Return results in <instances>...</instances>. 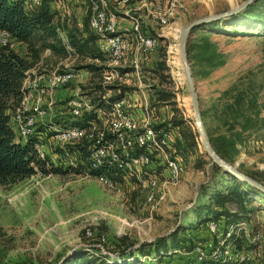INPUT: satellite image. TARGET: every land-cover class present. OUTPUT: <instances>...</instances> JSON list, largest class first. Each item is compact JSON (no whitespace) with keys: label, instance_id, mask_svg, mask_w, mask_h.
I'll list each match as a JSON object with an SVG mask.
<instances>
[{"label":"rangeland","instance_id":"rangeland-1","mask_svg":"<svg viewBox=\"0 0 264 264\" xmlns=\"http://www.w3.org/2000/svg\"><path fill=\"white\" fill-rule=\"evenodd\" d=\"M148 1L153 4L174 1L175 12L164 28L158 31L152 20V5L141 6L138 3L131 8L132 15L123 16L128 21L130 17L142 19L145 29L159 35V45L140 74H125L120 78L114 73L115 79L111 83L116 87L105 92L111 96L120 91L121 85L131 86L130 98L133 101L147 100L159 120L170 122L175 127L173 119L178 116L185 120L182 128L196 132L195 123L189 119L194 109L179 51L181 27L200 16L223 11L244 0ZM51 4L59 13L56 0ZM78 4L83 7L82 12L77 11ZM60 8L65 9L62 10L65 18H70L69 26L83 23L91 10L89 0H72ZM225 22L222 19L219 24L206 26L207 30L199 28L191 33L197 40L208 34L225 54V64L209 75L194 74L202 119L206 121L205 127L208 125L214 134L228 132L224 123L226 115L223 108L227 102L224 90L231 85L256 92L259 115L264 117L262 36L241 33L239 30H244L243 26L234 27ZM210 27L215 30L210 31ZM15 49L22 55L30 56L27 43H16ZM162 60H165L168 69L158 68V62ZM85 61L82 57L68 58L45 50L34 67L38 72H51L59 71L67 64L81 65ZM190 63L193 71L192 61ZM157 68L160 73L155 71ZM197 68L205 70L208 65ZM92 77L91 72L83 71L79 84L85 96H89V91L102 81L99 76L93 80ZM144 90L147 95H143ZM160 90L171 91L175 97L158 101L156 96ZM65 93L64 89L61 90L58 97ZM253 112L252 108L248 111ZM11 124L17 138L26 142L25 138H20L15 123L11 121ZM238 130H241L240 126L234 132ZM238 148L239 153L233 163L246 173L264 171V120L244 131V139L238 143ZM181 155L187 164V171L177 183L169 184L170 193L158 206H153L148 200V188L143 184L122 182L121 189H118L107 186L91 171H68L56 165L62 169L58 173L39 170L17 182L7 185L0 183V264H61L80 250L113 261L140 258L143 264H193L195 254L184 252L189 251L186 249L159 256L154 251L150 255H143L139 248L142 243H147L143 249L149 250V242L167 237L178 225L187 227L198 223V206L207 202L215 188H224L229 183L224 169L212 163L202 141L195 153ZM201 159L207 160V163L199 167ZM260 191L249 205L251 210L246 218L264 232V193ZM230 206L233 210L237 209L234 203ZM206 228L203 225L199 230L198 239L212 237ZM89 229L92 230L91 235L87 232ZM262 253L259 264H264V249ZM163 256L167 261L161 262Z\"/></svg>","mask_w":264,"mask_h":264},{"label":"built area","instance_id":"built-area-1","mask_svg":"<svg viewBox=\"0 0 264 264\" xmlns=\"http://www.w3.org/2000/svg\"><path fill=\"white\" fill-rule=\"evenodd\" d=\"M70 1L56 0L61 22L70 21L62 11L65 9L60 8ZM40 2L28 0L27 7ZM89 2V26L98 36L100 51L111 58L108 61L111 67L105 68L99 76L102 78L100 84L104 87L112 84L114 73L120 78L125 74H140L159 45V35L145 29L143 20L137 17H130V28L121 29V14L132 15L131 0ZM174 5V1L153 5L151 13L157 31L169 22L175 12ZM58 31L68 51L67 57H80L69 43L66 29L59 25ZM16 43L9 30L0 28V45L15 47ZM46 51L51 52L49 48ZM94 60L102 63L91 58L85 62ZM81 65L67 64L51 72H38L34 66L30 68L23 80L22 99L11 110L10 123H15L21 139L34 142L39 156L49 165L68 171L103 170L97 174L100 181L118 189L122 182L143 184L148 188V200L158 206L169 195V184L177 183L187 171L186 162L175 148L178 127L170 122L159 125L163 121L154 116L148 101H133L130 93L113 101L101 91V98L95 101L85 96L79 83L83 71L91 70ZM121 67L127 69L122 73ZM63 89L66 93L58 97ZM143 95H147L146 90ZM105 171L118 173L121 179H114ZM253 225L247 218L228 223L211 219L206 229L212 237L195 239L192 249L184 252H194L193 264H259L264 232ZM87 232L92 234L90 229Z\"/></svg>","mask_w":264,"mask_h":264},{"label":"trees","instance_id":"trees-1","mask_svg":"<svg viewBox=\"0 0 264 264\" xmlns=\"http://www.w3.org/2000/svg\"><path fill=\"white\" fill-rule=\"evenodd\" d=\"M27 1L0 0V28L9 30L17 43H27L30 50V56H28L22 55L15 47L0 45V183L5 185L17 182L39 170L45 173H58L62 170L54 165H49L45 159L41 158L34 142H24L17 138L10 123L11 110L20 103L23 96L22 85L27 71L40 59L42 52L49 48L53 53L68 55L66 46L59 35L58 26L62 25L66 29L69 43L73 46L74 52L78 53L80 57L85 60L87 58L98 59L102 62L98 63L94 60L81 65L91 70L92 80L96 76H102L105 68L111 67L108 64L111 59L110 56L100 51L97 42L98 36L89 26L90 12H88L82 25L75 23L69 26L67 20L61 22L59 16H57L58 13L51 4L53 0H41L39 4L31 8L27 7ZM222 19L226 20V25L243 26L244 30H239L241 33L262 36V53L264 56V0H254L232 15L200 24L192 32L199 28L207 30L208 27L206 28V26L219 24ZM214 30L213 27H210V31ZM187 55L193 63V74L200 76L209 75L215 68L224 65L226 62L223 50L218 47L216 41L210 39L208 34H205L200 40L194 39L190 34L187 42ZM203 64H207L208 68L205 70L197 68ZM171 66L173 67L172 64ZM158 68L166 70L169 67L165 60H162L158 62ZM158 68L155 71L160 73L161 71ZM126 69L121 67L120 70L123 73ZM115 87L116 84H107L104 87L98 83L89 91V96L93 101L98 100L101 98V92ZM131 90V86L121 85L120 91L111 95L110 100L122 98ZM224 94L227 96V102L223 108L226 115L224 123L227 125L228 132L214 134L210 131L208 125L206 129L216 152L226 160L233 162L239 153L238 143L244 139V131L258 125L264 120V117L259 115L256 92H250L248 89L231 85L224 90ZM156 97L158 101L169 100L175 97V94L171 91L160 90ZM250 108L254 109L253 114L248 113ZM202 114L204 116L203 111ZM189 119L196 125L193 116H190ZM184 122L185 120L178 116L173 119L175 126H181L175 148L180 155H192L198 149L201 136L198 129L194 132L192 129L182 128ZM165 123L167 122L159 123V125ZM204 123L206 126V121ZM238 126L241 130L234 132ZM205 163H207V160L201 159L198 166L201 167ZM214 165L217 164L214 163ZM100 172L104 171H92L96 175ZM223 172L226 175L227 183H229L224 188H215L207 202L198 206L196 209L198 223L187 227L178 225L167 237H159L155 241L149 242V250L145 251L143 248L145 247L144 244L147 243H142L139 248L143 255H150L153 251L160 256L161 254L170 255V253L181 252L185 249L190 250L195 243V239L199 237H197V233H200L199 230L203 225L207 226L209 220L215 219L228 223L248 216L251 210L249 205L253 202L254 196L259 193V190L233 174L225 170ZM105 173L114 179H121L120 174L113 171H105ZM248 174L260 181L264 180V171L254 170ZM260 192L264 193L263 191ZM233 203L237 205L236 210H233L230 206ZM165 258L163 256L161 262L167 261L164 260ZM143 263L140 258L113 261L103 256L90 254L89 251L80 250L73 253L61 264Z\"/></svg>","mask_w":264,"mask_h":264},{"label":"water","instance_id":"water-1","mask_svg":"<svg viewBox=\"0 0 264 264\" xmlns=\"http://www.w3.org/2000/svg\"><path fill=\"white\" fill-rule=\"evenodd\" d=\"M253 1L254 0H244L241 3H239L237 5H232L231 7H229L228 9H225L223 11L216 12V13H210V14L200 16V17L194 19L189 24L181 27V36H180L179 44H180V48H181L182 53L184 54V58H185V66L187 69V82H188V88H189L190 95H191V102L195 108V115H193V116H194L195 120H197V123L199 125V132L202 135V144H203L206 152L211 157L212 163H215V164L221 166L225 171L233 174L234 176L246 181L250 185H252V186H254V187H256L259 190L264 192V182L254 178L250 174L241 170L237 166L236 163H233V162L223 158L221 155H219L216 152V150L212 146V144L209 140V135H208L207 129H206L204 122H203V119H202L200 106H199V93L197 90L195 77H194V74H193V71L191 68V63H190V61L188 59V55H187V42H188V39H189V36H190L192 30L196 26L203 24V23H206V22H209V21H212V20H215V19H220L222 17L232 15V14L242 10L243 8H245L246 6H248Z\"/></svg>","mask_w":264,"mask_h":264},{"label":"crops","instance_id":"crops-1","mask_svg":"<svg viewBox=\"0 0 264 264\" xmlns=\"http://www.w3.org/2000/svg\"><path fill=\"white\" fill-rule=\"evenodd\" d=\"M140 3L141 6L145 5V4H148V5H154L152 1H148V0H136L134 2L131 3V7H134L136 4ZM167 3V2H166ZM164 4V3H163ZM138 7V6H137ZM140 7V6H139ZM82 6L80 4H78V6L76 7L77 11L78 12H82ZM81 9V10H80ZM125 15L121 14L120 16V27L121 29H128L130 28V23H131V20H127V17H123ZM122 19L126 20V21H122ZM129 19V18H128ZM153 20V18H152ZM154 21V20H153ZM79 25H82V22H79ZM155 27V26H154Z\"/></svg>","mask_w":264,"mask_h":264},{"label":"bare ground","instance_id":"bare-ground-1","mask_svg":"<svg viewBox=\"0 0 264 264\" xmlns=\"http://www.w3.org/2000/svg\"><path fill=\"white\" fill-rule=\"evenodd\" d=\"M179 51H180V57H181V61H182V64H183V67H184V71H185V75H186V79H187V69H186V66H185V58H184V54L182 53V50H181V48H180V44H179ZM192 103V102H191ZM193 106V105H192ZM193 109H194V113H193V115H195V108H194V106H193ZM195 119V118H194ZM195 122H196V126H197V129H198V131H199V125H198V123H197V120H195ZM200 133V132H199ZM200 136H201V141H202V135H201V133H200Z\"/></svg>","mask_w":264,"mask_h":264}]
</instances>
